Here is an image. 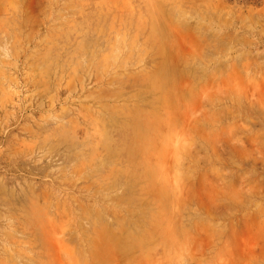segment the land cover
<instances>
[{
  "label": "rangeland",
  "instance_id": "rangeland-1",
  "mask_svg": "<svg viewBox=\"0 0 264 264\" xmlns=\"http://www.w3.org/2000/svg\"><path fill=\"white\" fill-rule=\"evenodd\" d=\"M0 264H264V0H0Z\"/></svg>",
  "mask_w": 264,
  "mask_h": 264
}]
</instances>
